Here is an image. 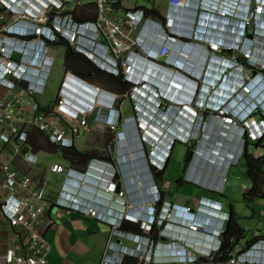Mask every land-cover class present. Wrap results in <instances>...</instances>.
<instances>
[{
  "label": "built area",
  "instance_id": "2783aa9c",
  "mask_svg": "<svg viewBox=\"0 0 264 264\" xmlns=\"http://www.w3.org/2000/svg\"><path fill=\"white\" fill-rule=\"evenodd\" d=\"M83 1L47 0L45 5L34 2V7L28 8L15 7L0 0V85L10 90V93L0 96V140L5 143L16 141L18 151L28 145L25 155L29 161L36 162V152L28 144L32 129L41 131L43 137L52 143L70 147L75 144L76 136L88 128V114L94 111L100 116L103 128H109L117 136L122 124L133 121L150 170L154 167V170L162 172L165 163H158L154 155L163 144L150 133L151 123L146 118L140 114L123 117L121 111L115 107L114 100L100 94L94 96L83 109H76V92L71 91L68 85L88 84L78 74L66 70L57 98L51 105L44 106L36 97L45 91L55 62L54 56L50 54L51 48L55 46V42L66 40L74 50L84 54L101 70L119 76L131 84L124 96L133 97L136 99V106L141 105L143 98L139 85L143 82L135 80L132 73L135 55L140 49L142 23L149 17L143 9H126L113 5L111 0H94L95 18L83 20L79 18L84 9L80 7ZM169 2L170 10L166 18L162 20L156 17L157 22L160 24L164 21L163 27L171 33L179 32L173 23L175 11L171 8L191 10L192 28L185 37L193 42H203L208 51L206 63L212 67L210 74L213 75L207 80L208 96L217 89L218 80L226 81L237 77L239 83L235 86L232 97L238 95L237 104L242 102L245 107L247 103L252 104L247 113H243L242 107L236 111L225 109L219 98H213L217 101H214L213 106L210 105L216 110L215 117L226 126L238 127L242 155H245L249 142H259L264 138V103L257 99V95L264 92V0ZM25 22L30 23V29L24 26ZM14 28L22 36L10 34ZM20 39L25 44H18ZM172 49L169 44H163L159 53L165 56ZM225 51L230 56L223 55ZM206 72L208 74L207 70ZM215 74L217 80L214 79ZM22 80H26L28 84H22ZM94 87L97 92H105L100 85ZM151 98L158 108L167 109V106H172L166 102L168 95L162 91H154ZM192 103L194 101L185 103L182 108L188 106L194 109ZM203 105L204 101L201 99L199 106ZM103 110H109L106 117ZM188 136L179 137L189 141ZM174 141L170 140L165 145L167 151L172 148ZM252 155L255 158L264 157L260 147ZM49 170L77 175L81 179L77 181L79 185L85 184V179H97L91 185L96 189L91 198L79 199L65 190L55 204L58 206L57 216L80 211L110 225V242L102 260L98 263L48 260L50 244L44 232L56 224V220L49 215L53 203L46 197L43 181L36 180L28 173H21L11 161H6L0 163V171L3 173L0 181V211L12 235L4 246L0 244V264H126L127 256L138 258L142 264H155L159 249V242L152 235L155 225L162 227L159 234L166 226L171 225L217 236L226 230L222 224L213 227L208 221L195 219L194 214H188L192 213V206L162 201L158 208L155 204L161 201L162 193L168 190L170 180H155L156 198L154 204L148 205L128 198L119 169L112 162L93 159L85 169L79 171L52 161ZM226 181L227 177L224 176L222 190ZM226 211H221L222 223L229 218L230 213H225ZM126 222L137 224L141 231L124 230L123 225ZM254 236L246 246L234 241L226 259L213 261L212 264H264V238L259 231H255ZM118 237L135 238L139 242L138 246L129 248L118 242ZM199 244L198 242L197 245ZM168 245V251L176 260L198 261L195 252L187 243L170 242ZM220 247L221 242L218 249ZM112 249L116 253H111ZM207 254L210 255V251Z\"/></svg>",
  "mask_w": 264,
  "mask_h": 264
},
{
  "label": "crops",
  "instance_id": "0c3cea01",
  "mask_svg": "<svg viewBox=\"0 0 264 264\" xmlns=\"http://www.w3.org/2000/svg\"><path fill=\"white\" fill-rule=\"evenodd\" d=\"M110 2L126 9H153L164 19L170 10L169 0H111ZM80 7H84L85 10L93 8L95 7L94 0H84ZM171 9L175 11L172 19L179 32L167 31L162 25L164 21L159 24L156 16L151 14H147L149 19L142 23L139 36L140 49L135 55V66L132 73L135 80L143 82L139 85L142 90L140 95L143 98L140 106H136V99L133 97L124 96L131 84L126 83L122 78L108 72H98L85 77L66 67L65 44H58L51 48L50 54L54 56L55 62L45 91L36 96L44 106L51 105L57 96L54 99L52 94L48 95L49 89L57 86L58 94L66 70H71L88 82L86 85L75 83L76 88L71 90L76 91V109H83L93 100L94 96L100 94L114 100L115 107L121 111L123 117L140 114L151 123L150 133L160 139L163 146L167 145L170 140H175L161 179H155L151 173L146 156L143 155L144 151L135 123L131 121L122 124L117 136L109 128H103L100 116L94 111L88 114V128L75 138V147L78 150L94 155L87 163L73 165L67 158L72 151L59 145L57 147L45 137H40L37 129L31 130V141L48 143L53 146L50 150L31 149L36 152V162L29 161L25 153L18 151L16 141L5 143L0 140V163L11 161L21 173H28L36 180L43 181L46 197L53 203L49 209V215L56 220V224L44 232L50 244L47 258L51 262H100L108 248L112 230L108 223L84 212L70 211L62 217L57 216L58 206L55 201L63 191L68 190L79 199L91 198L96 190L91 185L94 184L93 182L96 183L97 179L94 181L85 179L86 183L79 185L77 181L81 179L77 175L49 170V164L52 161H58L66 168L73 167L79 171L85 169L93 159L112 162L116 169H119L120 179L127 189L128 198L133 202L148 205L154 204L156 198L155 180L156 182L162 179L170 180L168 190L162 193L161 201L155 204L158 208L162 201L181 206H192L190 211L195 214V219L208 221L213 227L218 224L227 227L230 218L223 223L221 219L214 223L211 217H207V214L197 209L201 201L211 198L224 204L225 210L229 211L232 217L237 218L244 227L245 236L237 242L241 245H248L254 239L255 231H259L264 238V184H261L262 194L249 200L245 198V194L252 188L253 180L248 173L245 157L242 155L240 130L238 127L226 126L223 121L215 117L216 110L211 106L214 101H217L214 99H218L219 93L213 90L212 95L208 96V91L204 89L207 80L213 76L210 74L212 67L206 63L208 51L203 42L197 44L185 37V34L192 28L191 10ZM7 16L10 15L7 13ZM163 44H169L173 48L170 54L160 55V48ZM222 54L230 56V53L226 51ZM206 70L208 74L205 73ZM201 77H203L202 81ZM193 79L200 80L198 93L202 95L198 97L204 101L202 107L198 105L197 97L194 96L197 89L192 82ZM238 83L237 77L225 81V84L229 85L238 86ZM95 85L103 87L105 92H97ZM154 91L166 93L168 95L166 102L172 106H167V109L156 107L151 98ZM8 93L10 90L0 85V96ZM192 97L195 99L193 104L195 111L188 106L182 108V105L190 102ZM103 114L106 117L109 110H103ZM185 135H189V141H184L179 137ZM177 144L185 146L177 150ZM253 145L254 149H251ZM257 147L261 148L264 156V138L259 142H249L248 153L254 154ZM105 156L111 159L104 158ZM224 176L227 177V181L222 190ZM2 178L3 173L0 171V181ZM193 179L195 182L192 181ZM244 185L246 186L243 187ZM182 210L185 211L184 208ZM134 224L126 222L123 228L139 232L136 231ZM161 228L155 225L152 233L159 242L155 264L214 263L213 257L219 250L218 245L222 243L223 233L218 236L213 233L208 235L193 232L184 226L171 225L166 226L159 234ZM248 231L250 233L247 236ZM11 235V229L7 227L0 211V244L4 246ZM117 241L129 248H136L139 243L132 237H118ZM170 242L187 243L195 252L198 261L176 260L168 251ZM198 242L199 245H197ZM209 251L210 255L207 254ZM113 252L116 253L114 249L111 250V253ZM126 264H142V262L136 257L127 256Z\"/></svg>",
  "mask_w": 264,
  "mask_h": 264
},
{
  "label": "trees",
  "instance_id": "16d2710c",
  "mask_svg": "<svg viewBox=\"0 0 264 264\" xmlns=\"http://www.w3.org/2000/svg\"><path fill=\"white\" fill-rule=\"evenodd\" d=\"M144 11L146 15L151 14L160 19H163V17L159 16L158 12L153 9H144ZM79 18L83 20L95 18V7L86 8V10L85 9L82 10V14L79 16ZM58 44L66 45V54H65L66 67L71 68L74 72L78 73L79 75L87 77L90 74H95L98 72H101V73L105 72L101 70L98 66H96L92 61H90L84 54L79 53L76 50H74L73 47H71L66 40H59L54 43V45H58ZM75 57H76V66L73 67L72 62L74 61ZM31 133L32 132H30L28 144L33 150L38 151L42 149H46V150L51 149V146H53L51 144L43 143L39 141L38 142L31 141L30 139ZM37 134L40 137L41 136L43 137V134L41 133V131L37 130ZM64 148L69 151H72L71 154L67 156V158L72 162L73 165L75 164L80 165L84 162L87 163L92 157H94V155L92 154L81 152L80 150H78L75 147V144L70 147H64ZM244 157H245L248 173L253 180L252 188L245 194V198L249 200V199H253L259 196L260 194H262L261 184H264V157L255 158L252 154L248 153L247 147H246V152H245ZM104 158L111 159V157H106V156ZM151 171L153 172L151 173L152 175H154L155 179L159 180L162 178L163 172H158L157 170H154V167H152ZM134 225H135L136 231H141V229L139 228L137 224H134ZM245 233L246 231L244 227L239 223L237 218H234L231 216L227 223L226 230L222 234L223 238H222L221 247L218 250V252L215 254V256L213 257V261L218 262V261L226 259L228 252L231 249L234 241L241 239L243 236H245Z\"/></svg>",
  "mask_w": 264,
  "mask_h": 264
},
{
  "label": "clouds",
  "instance_id": "9594fccd",
  "mask_svg": "<svg viewBox=\"0 0 264 264\" xmlns=\"http://www.w3.org/2000/svg\"><path fill=\"white\" fill-rule=\"evenodd\" d=\"M7 3L15 6V7H34L33 4L34 2H38L40 3L41 5H45V0H5ZM24 26L27 28V29H30V23H24ZM10 34L12 35H18V36H22L18 29L17 28H14L13 31H10L9 32ZM47 36V35H46ZM48 37V36H47ZM50 40H52L50 38ZM194 43H200V42H194ZM18 44H25L21 39L18 41ZM29 46H31V44H28ZM222 87V90L220 91V97H219V102L221 103V105H224L225 106V109H228V110H233V111H236L239 109V107H242L243 109V113H247L251 108H252V104H249L247 103V107L244 106V104L242 102H239V97L238 95H236L235 97H232L233 96V93H234V90H235V86L236 84L234 85H229V84H225V83H221L220 85ZM68 88L70 90L72 89H75L76 88V85H72V84H69L68 85ZM76 92V91H74ZM257 99L260 103H264V92L263 93H260L257 95ZM191 102L195 101L194 97H192L190 99ZM194 104V103H192ZM241 110V109H240ZM167 147L166 146H161L160 149L156 152V154L154 155V159L158 162V163H165L166 165V162L167 160L169 159V156L171 154V149L172 148H169L170 150L167 151ZM156 165V164H155ZM193 182L194 179L192 180ZM197 209L199 211H202L201 213H205L207 214L208 216L207 217H211L213 219V222H217L221 219L220 215H221V211H225V208H224V204H222L220 201H216L214 199H211V198H207L206 201H201L199 206H197ZM225 213H230L229 211H226ZM190 215H193L194 213H189ZM177 215V213H176ZM195 215V214H194ZM222 216V215H221ZM231 216V213L229 214V218ZM228 218V219H229ZM213 223V224H214Z\"/></svg>",
  "mask_w": 264,
  "mask_h": 264
},
{
  "label": "rangeland",
  "instance_id": "374dc122",
  "mask_svg": "<svg viewBox=\"0 0 264 264\" xmlns=\"http://www.w3.org/2000/svg\"><path fill=\"white\" fill-rule=\"evenodd\" d=\"M65 1H68V2H70V0H65ZM68 5L70 4V3H67ZM72 66L73 67H75L76 66V57H75V59H74V61L72 62ZM214 79H216L217 80V78H216V74H215V77H214ZM200 80L198 79H193V84L195 85V88L197 89L195 92H194V96H196L197 97V100H198V105L200 104V102H201V99L198 97V96H201L202 95V93H198V90H199V84L198 83H196V82H199ZM219 82H218V87H217V91H218V93H219V97L221 96L220 95V91L222 90V87L220 86L221 85V83H225V81L224 80H222V79H220V80H218ZM200 83V82H199ZM57 87V86H56ZM56 87H51L50 89H49V91H48V95H51L52 94V96L54 97V99L56 98V96H57V89H56ZM201 89V88H200ZM204 89H206V86L204 87ZM218 97V98H219ZM183 146H185V145H181V144H177V147H176V149L177 150H180V149H182L183 148ZM184 149H185V147H184ZM251 149H254V145L251 147ZM263 150H264V148H263ZM250 232L248 231L247 232V236H248V234H249ZM242 240V239H241Z\"/></svg>",
  "mask_w": 264,
  "mask_h": 264
},
{
  "label": "water",
  "instance_id": "95a60500",
  "mask_svg": "<svg viewBox=\"0 0 264 264\" xmlns=\"http://www.w3.org/2000/svg\"><path fill=\"white\" fill-rule=\"evenodd\" d=\"M21 83L24 84V85L28 84V82L26 80H22ZM27 151H28V145L24 146L23 149H22L23 153H26ZM118 186L120 188V183H118Z\"/></svg>",
  "mask_w": 264,
  "mask_h": 264
},
{
  "label": "bare ground",
  "instance_id": "6f19581e",
  "mask_svg": "<svg viewBox=\"0 0 264 264\" xmlns=\"http://www.w3.org/2000/svg\"><path fill=\"white\" fill-rule=\"evenodd\" d=\"M143 154V153H142ZM144 155V154H143ZM145 157V156H144ZM142 159V158H141ZM145 160V159H144Z\"/></svg>",
  "mask_w": 264,
  "mask_h": 264
}]
</instances>
